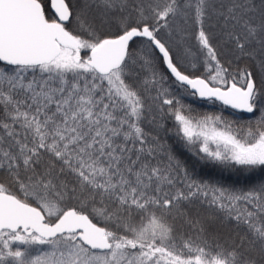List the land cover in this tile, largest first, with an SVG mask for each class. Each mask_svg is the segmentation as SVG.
<instances>
[{
  "label": "snow or ice",
  "instance_id": "snow-or-ice-1",
  "mask_svg": "<svg viewBox=\"0 0 264 264\" xmlns=\"http://www.w3.org/2000/svg\"><path fill=\"white\" fill-rule=\"evenodd\" d=\"M257 170L264 0H0V264H264Z\"/></svg>",
  "mask_w": 264,
  "mask_h": 264
},
{
  "label": "trees",
  "instance_id": "trees-1",
  "mask_svg": "<svg viewBox=\"0 0 264 264\" xmlns=\"http://www.w3.org/2000/svg\"><path fill=\"white\" fill-rule=\"evenodd\" d=\"M181 98L185 104L191 105L196 112L211 113L218 111L220 108L218 104H211L199 98H193L188 95H181ZM223 114L227 119L233 121L234 126L236 127H240L241 125H246L249 121L255 123L256 118L259 116L258 112L255 115H253L245 112L235 111L230 108L225 109ZM170 142H174V141H170ZM175 147L177 149L178 154L181 155L182 159L191 160L189 154L183 149H181L179 145H175ZM221 175H223L224 177H228L229 175H231L233 179L236 178L235 173H231L230 171L221 172L219 169H213L211 166L206 167L203 172H200V176L205 179H218ZM240 175L243 177V176H247L248 173L244 172L241 173ZM255 177L256 179L264 178V172L257 170L255 173ZM228 183H230V181H228ZM223 231L227 233L228 230L223 229Z\"/></svg>",
  "mask_w": 264,
  "mask_h": 264
},
{
  "label": "water",
  "instance_id": "water-1",
  "mask_svg": "<svg viewBox=\"0 0 264 264\" xmlns=\"http://www.w3.org/2000/svg\"><path fill=\"white\" fill-rule=\"evenodd\" d=\"M235 111H238V110H235ZM241 112V111H240Z\"/></svg>",
  "mask_w": 264,
  "mask_h": 264
}]
</instances>
